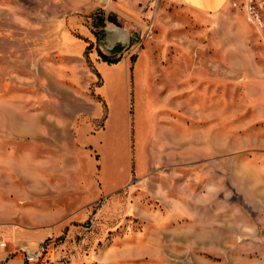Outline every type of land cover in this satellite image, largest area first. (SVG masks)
Masks as SVG:
<instances>
[{"label":"rangeland","instance_id":"374dc122","mask_svg":"<svg viewBox=\"0 0 264 264\" xmlns=\"http://www.w3.org/2000/svg\"><path fill=\"white\" fill-rule=\"evenodd\" d=\"M44 217L68 264H264V0H0V225Z\"/></svg>","mask_w":264,"mask_h":264},{"label":"crops","instance_id":"0c3cea01","mask_svg":"<svg viewBox=\"0 0 264 264\" xmlns=\"http://www.w3.org/2000/svg\"><path fill=\"white\" fill-rule=\"evenodd\" d=\"M183 9L193 14L197 21H205L221 14L229 5L231 0H173ZM172 170V169H169ZM174 173L173 171L170 174ZM71 218V217H70ZM54 220L44 218L37 219L36 222L21 225L11 222H3L0 226L4 228L9 247L0 254V264H25L19 256H12L14 251V242L36 244L43 242L58 232V228L64 225V222L56 225Z\"/></svg>","mask_w":264,"mask_h":264},{"label":"built area","instance_id":"2783aa9c","mask_svg":"<svg viewBox=\"0 0 264 264\" xmlns=\"http://www.w3.org/2000/svg\"><path fill=\"white\" fill-rule=\"evenodd\" d=\"M7 248L6 238L0 234V254ZM45 242H39L36 244L21 243L19 241L14 242V251L12 256L19 255L25 264H68L64 261H56L46 258Z\"/></svg>","mask_w":264,"mask_h":264},{"label":"trees","instance_id":"16d2710c","mask_svg":"<svg viewBox=\"0 0 264 264\" xmlns=\"http://www.w3.org/2000/svg\"><path fill=\"white\" fill-rule=\"evenodd\" d=\"M108 19H109L110 22H113V23L116 24V19H114L112 17H109ZM99 52H100V55H101L102 59L107 61V62L113 63V62H116L118 60V59L112 60L109 57H107L103 52H101V51H99Z\"/></svg>","mask_w":264,"mask_h":264}]
</instances>
